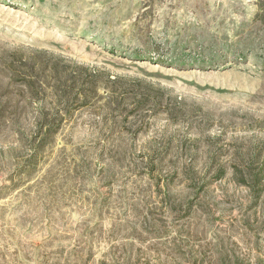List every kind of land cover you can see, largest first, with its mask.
<instances>
[{
    "label": "rangeland",
    "instance_id": "374dc122",
    "mask_svg": "<svg viewBox=\"0 0 264 264\" xmlns=\"http://www.w3.org/2000/svg\"><path fill=\"white\" fill-rule=\"evenodd\" d=\"M0 264H264V0H0Z\"/></svg>",
    "mask_w": 264,
    "mask_h": 264
}]
</instances>
